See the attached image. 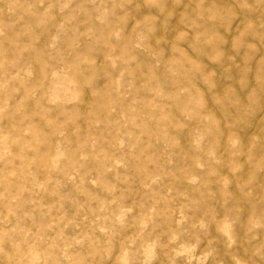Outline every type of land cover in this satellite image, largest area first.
I'll return each mask as SVG.
<instances>
[{
    "label": "rangeland",
    "instance_id": "374dc122",
    "mask_svg": "<svg viewBox=\"0 0 264 264\" xmlns=\"http://www.w3.org/2000/svg\"><path fill=\"white\" fill-rule=\"evenodd\" d=\"M0 264H264V0H0Z\"/></svg>",
    "mask_w": 264,
    "mask_h": 264
},
{
    "label": "bare ground",
    "instance_id": "6f19581e",
    "mask_svg": "<svg viewBox=\"0 0 264 264\" xmlns=\"http://www.w3.org/2000/svg\"><path fill=\"white\" fill-rule=\"evenodd\" d=\"M56 83H60V82H56Z\"/></svg>",
    "mask_w": 264,
    "mask_h": 264
}]
</instances>
